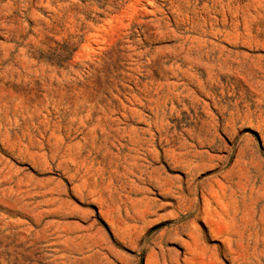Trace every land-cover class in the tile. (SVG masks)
<instances>
[{
    "label": "rangeland",
    "instance_id": "374dc122",
    "mask_svg": "<svg viewBox=\"0 0 264 264\" xmlns=\"http://www.w3.org/2000/svg\"><path fill=\"white\" fill-rule=\"evenodd\" d=\"M0 264H264V0H0Z\"/></svg>",
    "mask_w": 264,
    "mask_h": 264
},
{
    "label": "trees",
    "instance_id": "16d2710c",
    "mask_svg": "<svg viewBox=\"0 0 264 264\" xmlns=\"http://www.w3.org/2000/svg\"><path fill=\"white\" fill-rule=\"evenodd\" d=\"M77 43L67 39L64 40L62 46V52L60 53H51L50 56L40 55V58H45L49 61L54 62L57 65L62 66L64 63H67L73 56L74 51L76 50Z\"/></svg>",
    "mask_w": 264,
    "mask_h": 264
}]
</instances>
